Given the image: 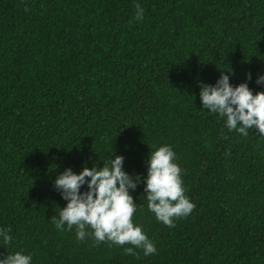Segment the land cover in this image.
Wrapping results in <instances>:
<instances>
[{"label": "trees", "instance_id": "1", "mask_svg": "<svg viewBox=\"0 0 264 264\" xmlns=\"http://www.w3.org/2000/svg\"><path fill=\"white\" fill-rule=\"evenodd\" d=\"M221 73L264 92V0H0V229L12 236L0 260L264 264V136L203 108L200 86ZM164 145L195 204L172 228L148 210L143 183ZM116 156L140 177L133 223L155 254L52 221L67 204L55 179Z\"/></svg>", "mask_w": 264, "mask_h": 264}, {"label": "clouds", "instance_id": "2", "mask_svg": "<svg viewBox=\"0 0 264 264\" xmlns=\"http://www.w3.org/2000/svg\"><path fill=\"white\" fill-rule=\"evenodd\" d=\"M135 7V19L141 20L144 9L139 4ZM247 79L251 80L250 73ZM256 83L264 85V75L259 76ZM200 87L203 108L226 117L228 130L248 136L249 129H256L264 136V92L253 95L247 83L233 87L229 76L223 73L215 85ZM175 159L170 146L159 147L148 157L147 177L143 180L148 210L169 228L175 226V219L187 217L195 208L184 194L181 169L174 163ZM123 162V156H116L99 169L85 167L79 174H74L71 169L61 173L53 186L67 204L60 209L59 218L54 216L52 221L58 230H63L65 224L68 230L75 226L79 240L91 234L97 244L108 241L118 246L131 245L124 248L126 255L138 257L134 249L143 250L145 256L152 255L156 253L153 242L133 223L137 205L129 190L135 191L141 180L139 176L126 173ZM84 185H87V191L81 192ZM87 227L93 231L89 233ZM10 233V228L0 229L5 245L12 242ZM0 264H31V256L21 252L8 254Z\"/></svg>", "mask_w": 264, "mask_h": 264}]
</instances>
